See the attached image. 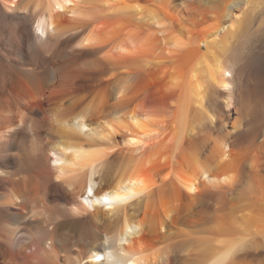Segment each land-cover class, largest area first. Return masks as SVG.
<instances>
[{"label": "bare ground", "instance_id": "6f19581e", "mask_svg": "<svg viewBox=\"0 0 264 264\" xmlns=\"http://www.w3.org/2000/svg\"><path fill=\"white\" fill-rule=\"evenodd\" d=\"M263 33L264 0H0V264H264Z\"/></svg>", "mask_w": 264, "mask_h": 264}, {"label": "rangeland", "instance_id": "374dc122", "mask_svg": "<svg viewBox=\"0 0 264 264\" xmlns=\"http://www.w3.org/2000/svg\"><path fill=\"white\" fill-rule=\"evenodd\" d=\"M264 33L251 40L244 49L247 61H252V67L260 73L264 80ZM263 37V38H262Z\"/></svg>", "mask_w": 264, "mask_h": 264}, {"label": "snow or ice", "instance_id": "6c2138e0", "mask_svg": "<svg viewBox=\"0 0 264 264\" xmlns=\"http://www.w3.org/2000/svg\"><path fill=\"white\" fill-rule=\"evenodd\" d=\"M85 43H87V42H85ZM89 191H91V189H89Z\"/></svg>", "mask_w": 264, "mask_h": 264}]
</instances>
